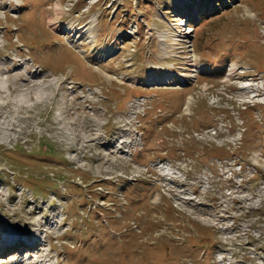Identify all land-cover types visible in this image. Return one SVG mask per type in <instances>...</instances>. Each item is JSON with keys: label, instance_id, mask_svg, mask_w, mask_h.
<instances>
[{"label": "rangeland", "instance_id": "obj_1", "mask_svg": "<svg viewBox=\"0 0 264 264\" xmlns=\"http://www.w3.org/2000/svg\"><path fill=\"white\" fill-rule=\"evenodd\" d=\"M211 1L0 0V264H264V0Z\"/></svg>", "mask_w": 264, "mask_h": 264}, {"label": "trees", "instance_id": "obj_2", "mask_svg": "<svg viewBox=\"0 0 264 264\" xmlns=\"http://www.w3.org/2000/svg\"><path fill=\"white\" fill-rule=\"evenodd\" d=\"M201 3V0H196V4H200ZM181 4V7L183 6V5H187L188 6V4H186V3H184V2H181L180 3ZM224 5L225 4H223V3H219V0H212L211 1V4H210V6L207 8V6L206 5H204V7H203V12H197V18L195 19H190L191 21H194L195 23H198L199 21H198V19L199 20H207V12H209V13H215L216 15H219L220 13H219V9L220 8H222V7H224ZM217 8H219V9H217ZM206 12V13H205ZM152 121V120H151ZM261 124H263L264 125V117H263V120H262V122H261ZM144 126V125H143ZM262 135H264V133L262 134ZM263 145H264V143H263ZM20 174V173H19ZM18 173H17V175H16V178H18V175H19ZM34 178V175L33 174H30V173H28L27 174V180L28 181H26V183H28V184H30V182H29V180L30 179H33ZM39 180H41V181H46V180H49V178L48 177H41V178H39ZM53 183V182H52ZM31 186H32V188H34L33 187V185L32 184H30ZM30 186V187H31Z\"/></svg>", "mask_w": 264, "mask_h": 264}, {"label": "bare ground", "instance_id": "obj_3", "mask_svg": "<svg viewBox=\"0 0 264 264\" xmlns=\"http://www.w3.org/2000/svg\"><path fill=\"white\" fill-rule=\"evenodd\" d=\"M6 234H7L11 239H12V238H15V235H14L12 232H10V231H9V233H6ZM7 235H6V236H7ZM2 241H3L2 243H5V242L7 243V242H8L6 237H3V238H2ZM9 242H10V241H9Z\"/></svg>", "mask_w": 264, "mask_h": 264}]
</instances>
